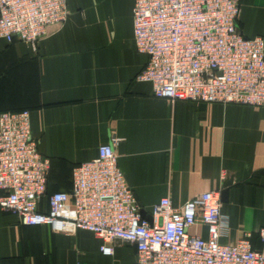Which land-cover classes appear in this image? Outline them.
<instances>
[{
  "label": "crops",
  "instance_id": "crops-1",
  "mask_svg": "<svg viewBox=\"0 0 264 264\" xmlns=\"http://www.w3.org/2000/svg\"><path fill=\"white\" fill-rule=\"evenodd\" d=\"M238 1L242 34L264 38V0ZM134 4L68 0L70 17L47 29L37 51L0 38V114L31 112L32 136L51 160L49 193L71 192L73 169L120 138L118 164L147 219L162 198L181 207L204 192H227L230 226L220 242L250 234L260 249L264 108L155 98L151 83L137 81L148 56L136 48ZM194 231L207 237L205 227ZM101 244L91 232L23 226L0 210V264H138L134 246L119 242L105 256Z\"/></svg>",
  "mask_w": 264,
  "mask_h": 264
},
{
  "label": "built area",
  "instance_id": "built-area-1",
  "mask_svg": "<svg viewBox=\"0 0 264 264\" xmlns=\"http://www.w3.org/2000/svg\"><path fill=\"white\" fill-rule=\"evenodd\" d=\"M70 15L68 0H0V38L37 51L47 29ZM240 16L238 0H135L136 48L148 56L137 81L151 83L155 98L169 102L264 108V38L245 37ZM121 141L111 138L97 158L76 166L72 191L52 193L41 211L51 160L32 136L29 110L1 113L0 210L23 226L91 232L105 256H113L119 242L134 246L138 264H264V228L260 249L250 234L234 244L220 242L230 226L220 191L181 207L162 198L152 209L153 222L144 219L118 164ZM201 227L206 238L194 231Z\"/></svg>",
  "mask_w": 264,
  "mask_h": 264
},
{
  "label": "water",
  "instance_id": "water-1",
  "mask_svg": "<svg viewBox=\"0 0 264 264\" xmlns=\"http://www.w3.org/2000/svg\"><path fill=\"white\" fill-rule=\"evenodd\" d=\"M201 106H205V104H202ZM226 198H227V192H223L222 193V202H225L226 201ZM141 215H142V217L144 218V219H146V220H148L149 222H153V218L152 217H149L148 219H147V217H146V214H145V212H141Z\"/></svg>",
  "mask_w": 264,
  "mask_h": 264
},
{
  "label": "trees",
  "instance_id": "trees-1",
  "mask_svg": "<svg viewBox=\"0 0 264 264\" xmlns=\"http://www.w3.org/2000/svg\"><path fill=\"white\" fill-rule=\"evenodd\" d=\"M51 195V193L48 192V194L44 197L41 205H40V210L41 211H46L47 210V199Z\"/></svg>",
  "mask_w": 264,
  "mask_h": 264
}]
</instances>
